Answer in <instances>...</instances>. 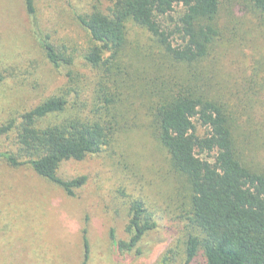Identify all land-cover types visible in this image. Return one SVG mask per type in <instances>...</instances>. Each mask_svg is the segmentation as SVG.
<instances>
[{
	"label": "trees",
	"instance_id": "trees-1",
	"mask_svg": "<svg viewBox=\"0 0 264 264\" xmlns=\"http://www.w3.org/2000/svg\"><path fill=\"white\" fill-rule=\"evenodd\" d=\"M108 2L105 10L77 18L89 37L81 58L96 74L94 96H69L78 93L76 58L36 36L50 65L67 69L68 84L0 123V162L28 168L74 197L87 177L61 178L64 162L99 155L145 131L166 153L168 185L187 221L184 264L199 256L203 264H264V125L244 113L254 102L264 106V59L249 55L242 91L221 68L223 54H241L264 27V0ZM25 7L34 16V0ZM130 25L148 36L156 53L130 39ZM144 61L155 66L153 76L141 74ZM240 95L249 103L240 106ZM128 211V240H116L113 230L110 239L120 253L139 254L138 244L156 223L142 198ZM82 242L87 264L86 226Z\"/></svg>",
	"mask_w": 264,
	"mask_h": 264
},
{
	"label": "rangeland",
	"instance_id": "rangeland-1",
	"mask_svg": "<svg viewBox=\"0 0 264 264\" xmlns=\"http://www.w3.org/2000/svg\"><path fill=\"white\" fill-rule=\"evenodd\" d=\"M108 6V0H34L35 14L30 16L25 0H0V123L68 84L67 69L50 65L36 39L39 35L59 48H68L78 62L74 68L79 75L78 93L69 96H80V101L94 96L96 74L81 58L89 37L77 18ZM129 29L130 39L138 40L144 52L156 53L146 34L132 25ZM251 40L252 45L241 54L229 51L221 60L224 74L240 88L251 66L249 55L264 59V27ZM140 64L143 76L154 75L155 66L146 61ZM238 97L240 106L242 100L244 105L249 103L248 97ZM251 106L250 112L244 109L245 117L264 125V106L258 102ZM198 132L202 135L204 129ZM165 156L145 131H138L99 155L66 161L58 171L61 178L87 177L74 197L28 168L13 169L0 162V264H82L85 226L87 264H184L188 226L181 218L182 204L168 185ZM141 198L156 226L138 244L139 254L120 253L110 231L116 240H128L129 205ZM191 264H203V258Z\"/></svg>",
	"mask_w": 264,
	"mask_h": 264
}]
</instances>
